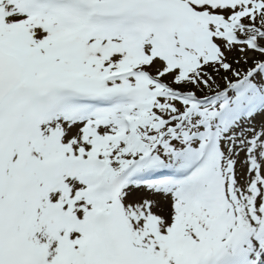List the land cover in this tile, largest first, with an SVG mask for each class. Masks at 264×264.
I'll use <instances>...</instances> for the list:
<instances>
[{"label": "snow or ice", "instance_id": "1", "mask_svg": "<svg viewBox=\"0 0 264 264\" xmlns=\"http://www.w3.org/2000/svg\"><path fill=\"white\" fill-rule=\"evenodd\" d=\"M0 264H264V0H0Z\"/></svg>", "mask_w": 264, "mask_h": 264}, {"label": "rangeland", "instance_id": "2", "mask_svg": "<svg viewBox=\"0 0 264 264\" xmlns=\"http://www.w3.org/2000/svg\"><path fill=\"white\" fill-rule=\"evenodd\" d=\"M239 167V166H238Z\"/></svg>", "mask_w": 264, "mask_h": 264}]
</instances>
